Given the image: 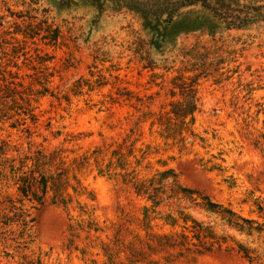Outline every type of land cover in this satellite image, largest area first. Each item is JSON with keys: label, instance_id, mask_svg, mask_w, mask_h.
<instances>
[{"label": "rangeland", "instance_id": "1", "mask_svg": "<svg viewBox=\"0 0 264 264\" xmlns=\"http://www.w3.org/2000/svg\"><path fill=\"white\" fill-rule=\"evenodd\" d=\"M248 1L262 0H225L233 9ZM129 7L0 0L6 31L29 22L39 28L46 19L59 32L54 45H44L0 31V145L14 167L25 155L57 151L51 171H63L57 185L68 195L64 204L52 192L42 206L21 201L16 174L0 162V264H264L262 239L221 227L219 235L255 249L259 259L249 263L231 241L232 250L142 247L143 256L133 254L145 240L147 204L131 186L169 171L181 187L264 222V22L230 11V26L199 5L147 17ZM191 78L195 111L181 121L170 113L190 101L174 87ZM4 88L17 104L2 98ZM160 211L163 218L167 210ZM151 226L153 233L180 231L159 220Z\"/></svg>", "mask_w": 264, "mask_h": 264}, {"label": "trees", "instance_id": "2", "mask_svg": "<svg viewBox=\"0 0 264 264\" xmlns=\"http://www.w3.org/2000/svg\"><path fill=\"white\" fill-rule=\"evenodd\" d=\"M93 7L98 8L101 4L116 3L119 7H129L136 10L143 16H156L158 13L170 14L174 11L180 10L185 7L201 6L207 12L217 13L219 20L229 22L232 26L234 23L227 21L231 19L229 12L232 11L237 16H243L241 20L253 21L255 18L260 22H264V0L248 1L246 4H239L234 9L225 2V0H89ZM20 20L22 16L19 17ZM236 18V17H235ZM238 19V17H237ZM29 20V19H28ZM24 22V21H22ZM3 18L0 17V31L3 34L10 35L11 39L16 40L14 36H21L22 40L29 39L33 41L34 38L40 37V40L46 41L44 45L55 44L59 38V32L57 29L51 28L47 24L46 19L41 22L40 27L37 28L36 24L29 22L24 29L16 28L13 32L6 31L4 29ZM15 24V23H14ZM17 27L19 25H16ZM17 41V40H16ZM3 41L0 42V50H3ZM148 64V63H147ZM149 66V65H146ZM8 75H11L8 72ZM3 78V77H2ZM4 79V78H3ZM196 78L190 79V84H181L179 87H174L180 90V95L184 96L190 101L189 106L182 113L171 112L175 119L184 120L186 116H191L195 111V105L192 102L195 96V90H192L196 86ZM7 85H12L14 88L16 84L13 81H7ZM21 87L20 84H17ZM6 89V88H4ZM7 94L2 98L15 102V99L9 93L10 89H6ZM1 92V90H0ZM189 92V93H187ZM18 99L22 101L21 95H18ZM18 115V114H17ZM7 146L5 144L0 145V162L9 164L10 173L16 174L15 185L17 188V194L20 200H26L34 207L42 206L45 201V196L48 192L54 193L53 198H57L59 203L62 202V194H66L65 187L57 185V177L63 175V171L55 169V172L51 171V168L60 161L57 157V151H52L49 154L42 152H35L32 156L25 155L21 161L20 166L14 167L16 159L6 158ZM264 151V148H261ZM29 165V166H28ZM155 178H151L148 181H134L132 191L134 195L143 200L147 205L141 208V231L145 240L139 241V250L133 252V254L143 256L145 252L141 249L145 248L149 252H153L155 249L167 250L176 247H198L204 251H208L213 247L220 249L222 246L228 250L234 249V246H228V242L231 241L236 246V252L249 263H252L256 259H259L257 251L251 249L244 244H241L234 240L231 235H219L216 230L217 227L228 229L239 236L247 238H254L261 243H264V222L259 224L254 220L243 218L229 208L220 204L212 202L206 195H203L199 191L190 190L181 187L176 178L164 171ZM63 188V189H62ZM66 196H68L66 194ZM92 200V199H90ZM165 208L167 213L163 218L160 216V210ZM203 213L208 218H213L214 221H218L214 225L209 223L199 222L193 218L192 213ZM159 220L163 221V225L169 227V229L179 228V232L169 231L167 233H153V226L151 223ZM97 232L96 228L88 227L87 231ZM195 241V243L193 242ZM133 244H130V246ZM119 245L113 242V247ZM130 250L129 248H127ZM107 251V249H104ZM118 253V250L115 251ZM138 262V261H136ZM141 262V261H140Z\"/></svg>", "mask_w": 264, "mask_h": 264}]
</instances>
